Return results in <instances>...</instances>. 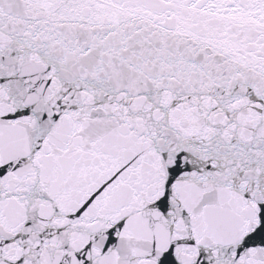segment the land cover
<instances>
[{
	"label": "snow or ice",
	"instance_id": "snow-or-ice-1",
	"mask_svg": "<svg viewBox=\"0 0 264 264\" xmlns=\"http://www.w3.org/2000/svg\"><path fill=\"white\" fill-rule=\"evenodd\" d=\"M0 264H264V0H0Z\"/></svg>",
	"mask_w": 264,
	"mask_h": 264
}]
</instances>
